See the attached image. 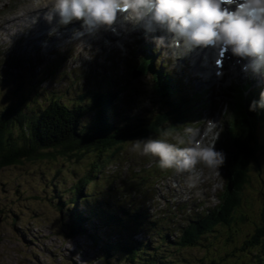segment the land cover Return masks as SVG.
Returning a JSON list of instances; mask_svg holds the SVG:
<instances>
[{"label":"rangeland","instance_id":"374dc122","mask_svg":"<svg viewBox=\"0 0 264 264\" xmlns=\"http://www.w3.org/2000/svg\"><path fill=\"white\" fill-rule=\"evenodd\" d=\"M48 2L50 0H0V110L9 103L19 100L20 106L24 107L30 116L49 104L52 99H59L60 103L69 106L75 104L81 95L83 102L88 101L86 93L91 86L94 88L92 82L99 76L107 75L115 79L113 82H120L124 92L116 106L112 108L111 114L117 110L129 113L132 119L138 116L152 118L157 112L165 110L155 90L157 85L154 76L152 72L147 71L150 69L146 68L153 62L157 68L161 66L164 72L166 68H163L162 64L171 71L175 70L177 76H181L183 81L190 85L186 88L182 82L176 80L175 86L179 87V95L184 101H189V111L186 114L183 111V114L171 115L159 133L169 134L175 126L188 124L195 119L197 116L193 106H202L205 101L203 97L207 95L212 99V108L201 111L202 122L195 124L196 128L201 127V130L205 128L206 123L203 120L205 115L212 120L213 114L218 113V121H221L222 112L226 108L227 114L230 115L225 117V124L224 118L222 120V132L225 131V125L230 132V126H233L232 111L235 109L233 101L236 89H225L226 83H221L219 86L223 94L213 90L212 93L199 91L192 95L193 88L199 90L211 85L206 82L208 74L203 75L204 69L209 68V63L204 59H198V65L194 68L193 59L184 57L182 62L174 61L173 57L164 53V49H157L152 36L146 37L152 44L145 45L144 42L133 41L134 38L128 34L120 39H113L111 36L107 38L104 35L100 37L87 35L78 42L64 39L58 41V38L54 40L50 38L59 36V32L54 30L53 23L52 28H47V31L38 30V33H33L34 39H28L26 45L22 44L23 39L19 41L21 34L24 33L21 30L22 26L28 22L30 25L26 27L29 28L30 18L36 16ZM7 26L8 29H4ZM51 31L53 34L47 36L52 33ZM40 34L45 36L37 39ZM4 36L7 39L3 38ZM103 37L101 46L96 44ZM92 38L97 39L92 42ZM126 44H135L138 48L137 53L118 59L123 54L122 48ZM147 55L153 57V60L149 58L143 60L141 56ZM105 58L112 59L114 68L110 71L98 67V64L105 62ZM11 59L13 62L17 60L20 64L12 65ZM97 67L98 69H93ZM23 68L26 69L22 72ZM132 69H135L133 71L140 69L142 72L133 78L132 73L130 74ZM107 76L100 79L99 83L105 82V79H112ZM237 85L246 86L237 83L235 87ZM105 87L110 89L114 86L105 84ZM146 92L142 105H134ZM238 97L240 98V95ZM235 101L240 99L237 98ZM92 115V111L84 115L81 120L83 127L89 126ZM38 118L36 115L34 119ZM191 127L192 125L183 127L181 132ZM178 136L181 137L180 134H175L160 139L176 144ZM258 136L260 142L264 144V126L258 129ZM222 138L221 133L219 140L222 141ZM133 142L127 141L119 149H110L102 153L88 151L81 159L69 158L55 152V157L31 160L23 158L18 164L2 167L0 264H132L131 260L114 253L111 249L107 257H104V254L107 243L111 244L119 239L124 241L140 227L131 220L135 212L127 217L122 208L125 206L126 209L127 203L132 199L124 196L123 188L141 178L133 172L146 176L145 183L139 180L144 188H148L144 196L153 194L149 200L151 211L159 219V222L157 221L159 227H167V230L150 233L151 238L146 243L145 252L141 253L136 263L149 264L148 261L155 264L259 263L256 260L258 258L256 253L259 251L257 247L249 249L246 246V251L242 247L246 240H250L256 227L264 223V148L259 154V170L254 163L249 181L241 191V203L234 210L230 222L215 225L211 230L205 231L198 243L185 247L176 244L179 231L183 226L197 220L202 210L212 208L218 203L217 195L224 184V174L221 170V178L218 180L208 170L207 173H203L200 185L195 189H189L186 183L187 175L177 176L175 171L173 175L167 177L162 173H152L156 171V168L151 169L153 160L158 157L133 153L131 151ZM215 147L218 150H226L222 143L219 146L216 142ZM85 175L89 180L84 183L76 204L73 202L76 192L74 185ZM159 176L163 177L160 179L161 184L156 182ZM112 186L118 191L111 193L109 188ZM119 195L124 196V199L119 200ZM139 209H143L140 204ZM78 215L86 219L83 228L87 230V234L68 237V229ZM147 234L145 230L139 233L137 238L141 240L147 237ZM143 246L144 244H141V247Z\"/></svg>","mask_w":264,"mask_h":264},{"label":"trees","instance_id":"16d2710c","mask_svg":"<svg viewBox=\"0 0 264 264\" xmlns=\"http://www.w3.org/2000/svg\"><path fill=\"white\" fill-rule=\"evenodd\" d=\"M110 70L109 66L108 71ZM105 76L107 75L99 76L92 82L94 88L91 86L86 93L88 101L83 102V95H81L72 106L60 103L59 99H52L49 104L30 116L27 115L24 107L20 106L19 100L4 106L0 110V169L18 164L23 158L31 160L55 157V152L69 158L81 159L88 151L102 153L110 149H119L127 141L158 137V133L165 127L171 115L183 114V111L185 114L188 112L187 102L181 101L182 97L178 94L179 89L175 86V79L165 72L161 76L157 75V88L155 89L165 108L164 111L157 112L152 118L138 116L132 119L129 113L117 110L111 114L112 108L116 106L124 92L119 91L123 87L120 82H113L115 79L111 76H107L112 78L111 80L105 79V82L99 83L100 79ZM105 84L114 87L108 89ZM238 99L240 101H236V104L233 101L235 104V109L232 111L233 126H230L229 135H224L222 141L224 149L226 148L224 151L227 152L224 166L226 183L218 194V203L212 208L200 212L199 218L190 225L183 226L176 240L177 245L185 247L194 245L199 242L205 231L211 230L219 223L228 224L234 210L241 203V191L249 181L250 170L254 163L259 170V154L263 150L264 144L259 140L258 129L264 126V108H257L256 111L249 110L251 102L258 100L259 97L248 101L240 95ZM89 111L93 112L91 122L88 127H83L81 120ZM36 115L39 117L38 119H34ZM157 167H155L156 171H159ZM133 175L136 177L135 174ZM137 177L141 178L123 188L124 196L127 195L132 199L127 203L126 209L125 206L122 208L124 215H128L127 217L135 212L131 220L140 227L129 234L124 241L119 239L111 244L107 243L104 254V257H107L111 249L114 253L121 254L131 260L132 264H138L136 262H138L141 253L145 252L144 248L151 238V232L167 230L165 226L159 227L158 219L147 203L151 195L144 196L148 188H144L141 183H145L146 176L137 173ZM88 180L89 177L85 175L79 178V181L74 185L76 190L73 197L74 203L77 204L80 191ZM149 188L151 189L150 186ZM109 191L112 193L118 190L112 186ZM124 196L119 195L118 199H124ZM142 196L144 197L142 198ZM139 204L143 206V209H139ZM75 213L76 211H74ZM84 221L86 219L81 215L75 216L68 229V237L87 234V230L83 228ZM145 230L148 233L147 237L139 240L137 235ZM141 244L144 246L141 247ZM246 246L249 249L257 247L259 251L256 253L258 256L256 260L259 262L258 264H264V223L256 227L250 240L244 242L242 249L245 251ZM148 262L155 264L151 261Z\"/></svg>","mask_w":264,"mask_h":264},{"label":"clouds","instance_id":"9594fccd","mask_svg":"<svg viewBox=\"0 0 264 264\" xmlns=\"http://www.w3.org/2000/svg\"><path fill=\"white\" fill-rule=\"evenodd\" d=\"M44 10L43 19L54 23L55 30L74 21H80L89 34L103 30L120 37L142 30L174 61L196 49L218 50L221 58L230 50L233 56L248 59L245 71L264 73V0H50ZM30 19L31 25L36 24L40 14ZM216 64L222 66V59ZM257 108H264V91L249 106L250 111ZM222 131L220 121L209 120L203 132L188 128L187 140L177 137L180 145L189 146L166 139H136L131 151L158 157L161 169L186 173L187 187L195 189L202 182L198 165L221 176L227 157L215 145Z\"/></svg>","mask_w":264,"mask_h":264},{"label":"bare ground","instance_id":"6f19581e","mask_svg":"<svg viewBox=\"0 0 264 264\" xmlns=\"http://www.w3.org/2000/svg\"><path fill=\"white\" fill-rule=\"evenodd\" d=\"M38 6H40V4H38ZM34 10V9H33ZM29 12V11H28ZM22 15V14H21ZM35 16V15H34ZM19 17H21V16H19ZM27 17V16H26ZM12 20H14V19H11V21ZM31 22V21H30ZM80 22V21H79ZM73 23H75V22H73ZM27 25H30V24H28V22L26 23V24H24L23 26H22V31H25L24 33H26V36L25 37H23V36H21L20 38H19V41L21 42V40L23 39V42H22V44H24V45H26V41L29 39V40H32V39H34V35H33V33H35V32H37L38 30H40V29H42V30H46L47 31V28H49V27H51L52 28V25H50L49 23H44V19H39V21L35 24V26H29V28H27L26 26ZM37 25L39 26V28H37ZM4 29H8V26L6 27V28H4ZM81 29H82V27H81V24L80 25H74V24H69V25H67V26H64V27H61V28H59L58 30H55V31H57V32H59V36L58 37H50V38H52L53 40L54 39H56V38H58V41H60L61 39H64V40H68V41H70L72 38H73V36L75 35V34H77V33H83L82 31H81ZM29 31V32H28ZM52 32V31H51ZM135 32H137V31H134V32H132L131 34H135ZM38 33V32H37ZM53 34V32L51 33V34H48L47 36H49V35H52ZM160 33H156V35H159ZM104 35H107L108 37L110 36L108 33H106V32H104ZM126 35V34H125ZM125 35H123V37L122 36H120L121 38H124L125 37ZM42 36H45V34L44 35H39V36H37V39H38V37H42ZM84 35H82V36H77L76 37V39H78V38H80V37H83ZM115 37V36H114ZM120 37H115V38H120ZM43 39H45V38H43ZM47 39H49V38H47ZM83 39V38H82ZM129 39V38H128ZM135 40H142L143 39V37H141V36H137V35H135V38H134ZM44 41V40H43ZM50 41V40H49ZM127 41V40H126ZM78 42V41H77ZM143 44L145 45V43H151L150 42V40H148V39H143ZM50 44H52V43H50ZM95 44V43H94ZM100 44H102V41L100 42ZM36 46V45H35ZM96 46V45H95ZM28 48V47H27ZM40 48V47H39ZM43 49V48H42ZM158 49V48H157ZM104 50V49H103ZM39 58V57H38ZM120 92L121 91H123V89H121V90H119ZM207 173V172H206ZM224 192V191H223ZM211 197V196H210ZM208 202V201H207ZM159 220V219H158ZM159 222V221H158Z\"/></svg>","mask_w":264,"mask_h":264},{"label":"water","instance_id":"95a60500","mask_svg":"<svg viewBox=\"0 0 264 264\" xmlns=\"http://www.w3.org/2000/svg\"><path fill=\"white\" fill-rule=\"evenodd\" d=\"M138 74H135V76H137Z\"/></svg>","mask_w":264,"mask_h":264}]
</instances>
